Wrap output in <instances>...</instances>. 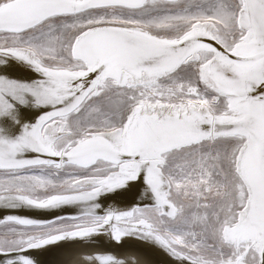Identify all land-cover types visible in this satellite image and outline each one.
Returning a JSON list of instances; mask_svg holds the SVG:
<instances>
[{"label":"snow or ice","instance_id":"snow-or-ice-1","mask_svg":"<svg viewBox=\"0 0 264 264\" xmlns=\"http://www.w3.org/2000/svg\"><path fill=\"white\" fill-rule=\"evenodd\" d=\"M0 210V264H264V0H0Z\"/></svg>","mask_w":264,"mask_h":264},{"label":"bare ground","instance_id":"bare-ground-1","mask_svg":"<svg viewBox=\"0 0 264 264\" xmlns=\"http://www.w3.org/2000/svg\"><path fill=\"white\" fill-rule=\"evenodd\" d=\"M35 74L33 73V76ZM34 111V115L38 118L39 114H41V110H33ZM122 198L117 195V194H111L108 197V203H119L121 202ZM133 203V201L131 200H127L124 201L123 203H121L120 206H131V204ZM8 210H0V216L4 215ZM74 209L72 208H67L63 210V214H73L74 213ZM9 214H16V215H20V216H26V217H32V218H40V219H49L52 218V216L54 215V213L52 212H47V211H41V210H32V209H21V210H15L14 212H10ZM131 239V238H130ZM135 243L139 246H144L142 241H135ZM147 259H149L152 264H164V262H166V264H174V262L167 260L166 257H164L163 255L160 254H153L149 257H147Z\"/></svg>","mask_w":264,"mask_h":264}]
</instances>
